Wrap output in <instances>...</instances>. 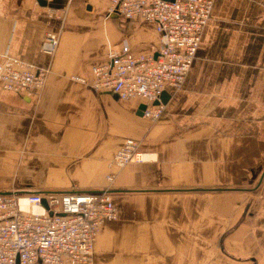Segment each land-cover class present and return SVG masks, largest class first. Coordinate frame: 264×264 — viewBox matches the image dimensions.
Returning <instances> with one entry per match:
<instances>
[{
    "label": "crops",
    "instance_id": "obj_1",
    "mask_svg": "<svg viewBox=\"0 0 264 264\" xmlns=\"http://www.w3.org/2000/svg\"><path fill=\"white\" fill-rule=\"evenodd\" d=\"M109 3L0 0V60L48 70L37 91L0 82V191L110 187L121 214L102 226L92 264H264V0H215L157 119L142 98L90 84L114 50L152 53L160 41L155 22L108 14ZM49 32L53 53L42 48ZM127 137L147 159L110 183Z\"/></svg>",
    "mask_w": 264,
    "mask_h": 264
},
{
    "label": "built area",
    "instance_id": "obj_2",
    "mask_svg": "<svg viewBox=\"0 0 264 264\" xmlns=\"http://www.w3.org/2000/svg\"><path fill=\"white\" fill-rule=\"evenodd\" d=\"M215 0H110L108 14L141 17L156 23L160 41L156 52L136 53L128 44L93 65L91 85L111 89L120 98L140 97L143 115L157 119L167 107L164 91L181 89L201 44ZM57 33L46 34L42 48L53 53ZM48 70L17 57L0 60L3 87L22 93L37 91ZM76 78H80L76 76ZM86 80V79H82ZM140 140L127 137L109 162L112 183L117 169L144 161ZM121 210L112 189L66 190L43 194L12 189L0 191V264H92L95 241L107 221Z\"/></svg>",
    "mask_w": 264,
    "mask_h": 264
},
{
    "label": "water",
    "instance_id": "obj_3",
    "mask_svg": "<svg viewBox=\"0 0 264 264\" xmlns=\"http://www.w3.org/2000/svg\"><path fill=\"white\" fill-rule=\"evenodd\" d=\"M169 98H170V94H169L167 91H164V93H163V99H164L165 101H168ZM145 107H146L145 103H142L141 106H140V108H141V110H142V113H143V109H144Z\"/></svg>",
    "mask_w": 264,
    "mask_h": 264
}]
</instances>
